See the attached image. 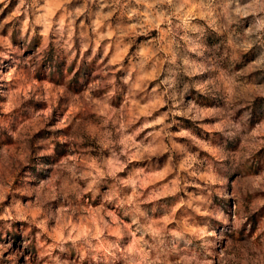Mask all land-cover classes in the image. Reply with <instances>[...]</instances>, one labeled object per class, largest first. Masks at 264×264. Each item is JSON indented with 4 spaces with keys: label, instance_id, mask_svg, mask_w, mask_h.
Masks as SVG:
<instances>
[{
    "label": "rangeland",
    "instance_id": "rangeland-1",
    "mask_svg": "<svg viewBox=\"0 0 264 264\" xmlns=\"http://www.w3.org/2000/svg\"><path fill=\"white\" fill-rule=\"evenodd\" d=\"M0 264H264V0H0Z\"/></svg>",
    "mask_w": 264,
    "mask_h": 264
}]
</instances>
